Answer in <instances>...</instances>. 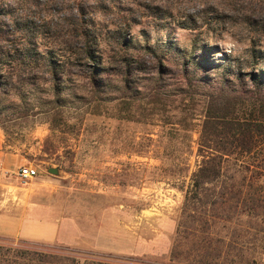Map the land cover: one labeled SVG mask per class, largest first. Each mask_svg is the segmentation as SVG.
I'll list each match as a JSON object with an SVG mask.
<instances>
[{"label": "trees", "instance_id": "obj_1", "mask_svg": "<svg viewBox=\"0 0 264 264\" xmlns=\"http://www.w3.org/2000/svg\"><path fill=\"white\" fill-rule=\"evenodd\" d=\"M82 11L75 9L66 39L44 44L48 26L30 18L28 0L0 1V100L13 93L22 106L21 87H49L52 104L39 109L55 112L62 107L61 87H77L71 95L86 99L90 113L101 110L92 105L110 103L115 112L110 117L156 127L155 139L143 131L134 144L135 152L151 151L157 160L151 178L169 181L181 194L164 264H264V71L256 67L262 51L251 43L244 51L251 58L245 67L239 57L225 55L211 63L191 52L177 71L170 55H158L147 44L134 48L115 36L128 31L123 23L108 37L121 50V65L112 72L110 58L105 60L98 47L99 33L81 24ZM166 78H175L172 87ZM0 264L157 263L0 243Z\"/></svg>", "mask_w": 264, "mask_h": 264}, {"label": "rangeland", "instance_id": "obj_2", "mask_svg": "<svg viewBox=\"0 0 264 264\" xmlns=\"http://www.w3.org/2000/svg\"><path fill=\"white\" fill-rule=\"evenodd\" d=\"M28 3L30 18L48 26L49 34H44L45 39L41 40L44 44L67 38L65 31L77 17L75 9L81 6V16L85 18L81 24L99 33L98 47L105 60L110 58L112 72L121 65V50L108 37L119 26L123 29V23L128 24V31H119L115 36L127 38L134 48L147 44L157 48L158 55H170L178 63L177 71L191 52L202 54L211 63L221 61L225 55L239 57L245 67L251 63L244 53L251 43L263 53L256 67L264 71V31L258 30L264 28V0H28ZM228 37L234 42L231 47L226 46ZM203 47L208 50L202 53ZM44 48L38 46L40 51ZM144 58L151 59L149 55ZM166 81L167 87H172L175 78ZM243 81L249 87L248 77L244 76ZM61 88L62 107L55 112L39 109L52 104L49 87H21L20 91L26 94L22 106L18 103L19 96L13 93L0 100V220L22 216L31 217L35 226L44 221L54 222L59 226L61 240L0 235V243L71 255L136 256L164 264L181 194L169 181L151 178L149 170L158 162L151 157V151L146 156L135 152L134 144L143 131L155 139L157 128L110 117V112L115 113L110 103L94 104L101 110H96L100 111L98 114L90 113L93 110L86 106V99L71 95L76 94L72 89L78 91L77 87ZM195 138L193 133L192 139ZM11 159L20 161L17 166L25 164L39 169L54 178L57 186L52 191L49 186L43 191L34 188L32 194L24 195L19 188L28 186L14 179L16 167L9 166ZM49 167L57 173H48Z\"/></svg>", "mask_w": 264, "mask_h": 264}, {"label": "crops", "instance_id": "obj_3", "mask_svg": "<svg viewBox=\"0 0 264 264\" xmlns=\"http://www.w3.org/2000/svg\"><path fill=\"white\" fill-rule=\"evenodd\" d=\"M19 162L20 161L18 159H11L9 166L15 168ZM36 170L37 174L26 184H24L28 187L19 188L22 190L24 195L32 194V190L34 188H37L38 191H43L47 186H49L50 190L52 191L54 190V187L57 186L54 178H49L46 175L40 173L39 169ZM12 174L14 175V173ZM0 235L37 238L46 241L61 240L60 229L57 223H49L44 221L43 223L41 222L39 225L35 226L31 220V217L25 218L22 216H15L8 220H0Z\"/></svg>", "mask_w": 264, "mask_h": 264}, {"label": "built area", "instance_id": "obj_4", "mask_svg": "<svg viewBox=\"0 0 264 264\" xmlns=\"http://www.w3.org/2000/svg\"><path fill=\"white\" fill-rule=\"evenodd\" d=\"M37 174L35 167L30 165H18L14 171L17 183L24 185Z\"/></svg>", "mask_w": 264, "mask_h": 264}, {"label": "clouds", "instance_id": "obj_5", "mask_svg": "<svg viewBox=\"0 0 264 264\" xmlns=\"http://www.w3.org/2000/svg\"><path fill=\"white\" fill-rule=\"evenodd\" d=\"M233 43H234V42L232 41L231 37H228V38H227V41H226V46H227V47H231V46L233 45Z\"/></svg>", "mask_w": 264, "mask_h": 264}, {"label": "water", "instance_id": "obj_6", "mask_svg": "<svg viewBox=\"0 0 264 264\" xmlns=\"http://www.w3.org/2000/svg\"><path fill=\"white\" fill-rule=\"evenodd\" d=\"M47 172L52 174V175H55L57 173V170L54 169V168L49 167V168H47Z\"/></svg>", "mask_w": 264, "mask_h": 264}]
</instances>
